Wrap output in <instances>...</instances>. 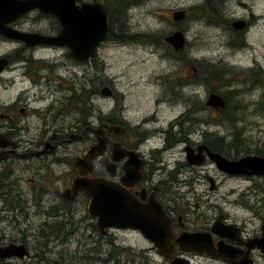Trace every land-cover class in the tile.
Instances as JSON below:
<instances>
[{"label": "rangeland", "instance_id": "374dc122", "mask_svg": "<svg viewBox=\"0 0 264 264\" xmlns=\"http://www.w3.org/2000/svg\"><path fill=\"white\" fill-rule=\"evenodd\" d=\"M205 1L126 0L124 14L120 11V17L114 15L108 19L106 13L108 33L97 47L95 57L89 59L88 63L72 65L67 49L61 46L39 49L33 57L45 60L43 68H39L40 74L54 61L60 62L57 74L62 76V84L110 85L113 95L105 97L98 94L94 98L95 109H118L122 106V109H129L125 113L133 121L157 113L156 121L147 125V128L164 125L167 118L183 112L191 103L197 105L200 102L203 107L206 95L213 91L208 90L206 83L197 81L203 76L200 72L203 64L213 65L215 69H221V77L209 81V84L215 86L219 93L227 94L228 108L223 107V113L219 112L217 116H210L209 110L203 111V119L197 122H201V128L223 136L224 149L221 151L224 156L238 158L243 155H263L264 0H207L204 6L210 14L216 16L215 19L200 16L203 7L199 11L191 9L203 6ZM181 8L186 9L187 16L178 21L172 20L171 12ZM39 15L34 11L23 14L15 27L32 32L51 31L55 26V18ZM238 18L249 20L250 24L241 30L233 29L230 23ZM175 30L182 31L185 38L184 47L178 52L163 41L164 36ZM15 46L10 41L0 42V55L10 52ZM21 70L5 72V79L0 80V84H27L24 77L20 76ZM11 75H14V82L8 79ZM174 92H177V97ZM159 96L174 105L167 109L164 106L168 104H157L155 100ZM196 137L197 133L191 135V138ZM155 138H150L148 142L151 145L156 143ZM169 153L171 151L167 150L165 155ZM55 170L64 171L66 166H59ZM199 171L201 173L197 183L179 185L178 188L196 194L194 200L189 199L197 204L191 208L192 215L201 214L207 222L220 212L229 220L242 224L246 234L257 231L258 219L253 217L252 209L247 208V204L261 203L260 200H252V197L255 196L253 191H256L257 199L264 198V177H229L216 171L211 163ZM205 173L215 177V189H209L203 177ZM58 201L50 200L47 204H56ZM85 205L86 202L79 198L72 204H65L64 209L55 217L49 214L20 217L15 214L16 219L11 218L8 223L5 222L6 218H2L0 243L13 240L28 246L27 256L11 258L5 262L167 264L138 232L111 228L105 235H100L90 228ZM62 220L66 223L64 229H52L53 223ZM29 222L31 226H24ZM40 222L47 223L42 228L43 232L38 225ZM18 223L26 228L27 235L22 237L24 229L16 228ZM190 263L220 264L198 257ZM254 264H264V259L256 256Z\"/></svg>", "mask_w": 264, "mask_h": 264}, {"label": "flooded vegetation", "instance_id": "af4514ba", "mask_svg": "<svg viewBox=\"0 0 264 264\" xmlns=\"http://www.w3.org/2000/svg\"><path fill=\"white\" fill-rule=\"evenodd\" d=\"M81 1L95 2L76 0V3ZM33 11L38 12L37 10L29 12ZM184 11L187 16L186 9ZM38 14L49 15L39 12ZM21 17L22 15L6 25L24 31L15 27ZM55 20V26L51 31L36 33L57 34L60 26L56 18ZM249 24L250 21L247 20V25ZM4 41L15 43L16 46L10 52L0 55L4 60L0 67V80L5 79L3 77L5 72H14L22 68L20 76L24 77L27 84H0V223L2 218H6L7 223L11 218L15 220V214L20 217L29 214H49L55 217L64 209L65 204H72L79 198L86 202V211L88 199L84 194L78 192L71 198V193L65 191L70 188L74 176L99 177L110 185L126 191L135 205L145 204L150 207L158 204L168 217L170 230L174 235L183 232H209L214 248L221 245L240 250L244 257L251 260V264L255 263L256 256L264 259V250L261 251L254 241L261 237L262 226L264 227V198L257 199L256 191H253L255 196L252 200L255 202L260 200L261 203L247 204V208L252 209L253 217H257L259 224L257 231L246 234L242 224L229 220L220 212L207 222L206 218L202 219L201 214L192 215L191 208L197 204L189 199L194 200L196 194L178 189L179 185L190 186L197 183L201 173L199 169L206 168L210 163L216 171L229 177L252 176L223 172L208 158L207 150L223 155L221 150L224 149L222 145L224 138L213 131L201 128V122L197 121L203 119V111L209 110L210 116H217L219 110L215 111L205 106L204 102L203 107L191 103L183 112L167 118L164 125L147 128V125L156 121L157 113L133 121L125 113L129 109H122V106L118 109H95L94 98L101 94L103 86L108 88V94H101L102 96L113 95L110 85L62 84V76L57 74L60 62L56 61L40 74L39 68H43L45 60L34 58V53L50 46L58 48L57 45L25 46L20 40L0 34V42ZM70 60L72 65L89 62L88 60L79 62L72 58ZM8 79L14 82V75ZM174 93L177 97V92ZM155 101L157 104H168L164 106L167 109L174 105L173 102L169 104L161 99V96ZM185 102L184 100L183 103ZM196 133L197 137L191 138V135ZM154 136L158 145L155 142L152 145L148 142ZM97 137L103 141L102 150L86 159L85 155L96 143ZM167 150L171 151L166 154L170 159L166 158ZM178 155L182 157L179 158ZM79 159H83V162L78 161ZM59 166H66V170L57 172L55 168ZM203 177L209 189L217 187L215 177L207 173L203 174ZM247 193L249 195L248 191ZM55 199H59L56 204H47V201ZM46 224V222L38 224L41 232ZM58 225L62 230L66 223L62 220L51 226ZM227 225L233 227L231 236L234 239L219 237L211 231L213 226L219 232L229 233V228H225ZM24 226H31V222ZM89 226L97 231L94 218H90ZM16 228L24 229L19 223ZM111 228L140 233L137 228L125 225L106 228L102 234L105 235ZM23 235H27L26 228L22 230V237ZM11 242L23 244L28 250L24 242L13 240L0 243V246ZM262 245L264 246V241ZM174 249L172 258L183 257L189 264L197 257L208 262L228 264L220 258H211L204 253L198 255L192 251H180L177 244L174 245ZM7 260L9 259H0V264ZM165 262L169 264L168 260Z\"/></svg>", "mask_w": 264, "mask_h": 264}, {"label": "water", "instance_id": "95a60500", "mask_svg": "<svg viewBox=\"0 0 264 264\" xmlns=\"http://www.w3.org/2000/svg\"><path fill=\"white\" fill-rule=\"evenodd\" d=\"M37 10L42 14L54 16L60 26L55 35H45L36 32H24L8 27L6 24L21 15ZM185 11L183 8L171 12V19L178 21L183 19ZM230 25L233 29H242L246 26L241 18L234 19ZM0 34L20 40L25 46L37 44H51L64 47L70 58L79 62L93 58L96 49L107 35V16L99 2L76 0H0ZM163 41L172 49L179 50L184 46L185 38L180 30L163 37ZM4 60L0 58V67ZM108 88L103 86L102 95L108 94ZM205 106L217 111L224 107L221 94L210 92L204 101ZM102 139H96L85 158H91L101 152ZM208 158L215 167L228 174L256 175L264 177V155H244L237 159H229L219 153L207 150ZM84 158V159H85ZM82 161L83 159H79ZM77 162V161H76ZM75 164V162H74ZM65 192L71 193V198L81 192L88 199L86 212L90 218L95 219V226L99 233H104L106 228L131 226L137 228L154 247L156 252L169 264H189L183 257H173L174 245L177 244L180 251L195 252L198 255L206 254L211 258H220L228 264H251L243 256L240 250L232 247L218 245L214 248L209 232H183L174 235L170 230L169 219L158 204L147 207L145 204H133L128 193L119 187L110 185L103 178L77 177L71 180L70 188ZM64 192V193H65ZM228 232H219L213 226L211 231L219 237L232 238L233 227ZM255 245L264 250V227L262 226L261 237L254 240ZM28 255L23 244L8 243L0 246V259L24 258Z\"/></svg>", "mask_w": 264, "mask_h": 264}, {"label": "trees", "instance_id": "16d2710c", "mask_svg": "<svg viewBox=\"0 0 264 264\" xmlns=\"http://www.w3.org/2000/svg\"><path fill=\"white\" fill-rule=\"evenodd\" d=\"M93 1H97V2H100L102 4L104 10L106 11L107 15L109 16L108 19H110L111 16H114V15L120 17V11H121V14H124V11H125V8H126V5H127L125 3L126 0H93ZM136 1H138V0H136ZM206 2H207V0L202 4L203 6H199V7L191 8V9L192 10L194 9L195 11H199V8L203 7V9H200L202 11V13L201 14L198 13V14L200 16L201 15H203V16L205 15L207 17H211V18L215 19L216 16H213L212 14H210L208 9H207V7L204 6V4H207ZM116 13H118V15ZM144 36H150L151 37V35H144ZM174 55L177 56L176 54H174ZM203 65L204 66L202 67V69H200L201 67H199L200 72L203 73V76L200 78L199 81H197V83H199V82H203V84L206 83L207 86H208V90L209 91H213V92L219 93L217 91V89L215 88V86H212L211 84H209V81L214 80L215 78H217V79L220 78L221 77V71H220L221 69H215L213 67V65H209V64L208 65L207 64H203ZM229 93H231V92H228V94ZM220 94H221V96L224 99V103H225L224 108H228L229 97L227 96V94H225L223 92L220 93ZM198 104H200V102H197V106H198ZM223 109L220 110V112L223 113V111H224ZM52 229L60 230V226L59 225L56 226V227L53 226ZM1 264H9V263L3 262Z\"/></svg>", "mask_w": 264, "mask_h": 264}, {"label": "bare ground", "instance_id": "6f19581e", "mask_svg": "<svg viewBox=\"0 0 264 264\" xmlns=\"http://www.w3.org/2000/svg\"><path fill=\"white\" fill-rule=\"evenodd\" d=\"M243 21H245V24H246V26H247V20L246 19H244V18H241ZM108 33V32H107ZM184 47V46H183ZM182 47V48H183ZM181 50V49H180ZM224 100V99H223ZM28 251V250H27Z\"/></svg>", "mask_w": 264, "mask_h": 264}]
</instances>
